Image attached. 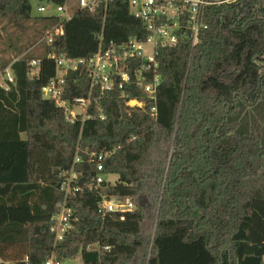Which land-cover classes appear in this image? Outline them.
<instances>
[{
  "label": "trees",
  "instance_id": "1",
  "mask_svg": "<svg viewBox=\"0 0 264 264\" xmlns=\"http://www.w3.org/2000/svg\"><path fill=\"white\" fill-rule=\"evenodd\" d=\"M31 23H46L48 32L62 26L64 34L39 56L28 51L40 34L29 40L23 60L12 65L15 84L9 92L0 88V264H46L53 254L60 264H264V0L209 7L191 61L187 46L162 51L157 121L149 107L130 109L115 92L102 100L95 93V118L72 125L42 97L56 72L50 53L86 59L102 37H146L127 0L95 12L76 8L71 21L34 18L30 0H0V24L27 33L37 28ZM245 34L253 48L239 53L237 37ZM21 54L0 61V69ZM34 59L42 65L31 79ZM89 88L79 72L70 73L64 98L87 97ZM126 91L142 99L140 90ZM86 150L113 152L103 174L115 183L90 186L97 172ZM76 158L84 191L70 198L76 221L54 248L50 227L63 200L62 173ZM102 197L129 198L137 209L124 219L103 215ZM97 244L110 251L87 250Z\"/></svg>",
  "mask_w": 264,
  "mask_h": 264
},
{
  "label": "built area",
  "instance_id": "2",
  "mask_svg": "<svg viewBox=\"0 0 264 264\" xmlns=\"http://www.w3.org/2000/svg\"><path fill=\"white\" fill-rule=\"evenodd\" d=\"M112 0H79L77 8L95 12L102 5L107 8ZM235 0H127L131 14L140 20L144 26L146 37L130 38L124 42L105 41L101 38L96 53L86 59H73L66 54L52 52L48 59L55 64V76L42 90L44 100L53 101L65 113L67 121L74 125L76 122H86L95 116L90 112L92 99L97 97L109 99L115 92H120L126 107L133 110H151V117L157 121L158 117V92L162 84L160 75L159 58L165 49H174L179 46L190 48V60L194 49L201 44V32L208 29L206 11L211 6L231 4ZM56 13L50 16L60 17L63 21H71L73 9L66 3L64 6H52ZM39 13H47L46 6L38 8ZM64 34L62 26L50 31L42 40L50 45L54 36ZM23 60V56L15 59L11 65L0 69V88L9 92L15 84L12 65ZM42 60L29 61L31 79L39 76ZM80 73L90 84L87 97L73 100L64 98L67 91V78L70 73ZM134 87L142 93V99H130L126 91ZM98 119H106L101 107ZM113 152L96 155L89 150L85 151L88 163L95 165L97 175L91 179L90 186L99 189L109 177L103 174V163ZM80 163L76 158L70 172H63V181L59 192L63 195L62 202L58 205L57 213L51 219L50 233L54 238V248L65 241L76 221L75 211L69 205L72 197L81 194L84 186L81 183L82 174L75 172V165ZM113 183V182H111ZM137 206L131 199L119 200L116 198L102 197L99 203L100 213L103 215L119 214L124 219L125 214L131 213ZM88 251H110L109 247L92 245ZM28 259L25 260L27 264ZM46 264H60L54 260V254Z\"/></svg>",
  "mask_w": 264,
  "mask_h": 264
},
{
  "label": "rangeland",
  "instance_id": "3",
  "mask_svg": "<svg viewBox=\"0 0 264 264\" xmlns=\"http://www.w3.org/2000/svg\"><path fill=\"white\" fill-rule=\"evenodd\" d=\"M79 0H67V3L70 7H72V11L74 13L75 9L78 6ZM30 4L32 6V16L34 18H44V17H50L51 14H55L56 11L54 8H52L47 2L41 3L39 0H30ZM46 6L48 9L47 13H39L38 8L40 6ZM64 17L61 15V18ZM46 23H35L29 25L31 28H36L35 30H38L36 33L35 30L31 29L28 30L27 33L20 32L19 30L15 29L13 26H9L7 24H0V61L6 62L9 60L14 59L18 54L22 53V49L25 48V46L28 44L29 40L33 42L32 40L39 35L37 38V44L34 46L33 49L29 50L28 53H32L35 56H39L42 51H44L45 43L42 41L46 35L49 33L48 30L46 31L45 26ZM41 37V38H40ZM241 39H240V38ZM235 38V36H234ZM36 39V38H35ZM237 39L241 42L240 45L237 46L236 51L242 52L245 49H251L253 48V44L250 41L249 34H245L244 36L240 35L237 37ZM26 53H22L21 55H25ZM251 68L250 70H247L246 73L243 75L242 79L245 80L246 78L251 77ZM253 72V71H252ZM110 182L115 183L117 181V178L115 176L109 177ZM79 260L75 261H69L67 264H78Z\"/></svg>",
  "mask_w": 264,
  "mask_h": 264
}]
</instances>
